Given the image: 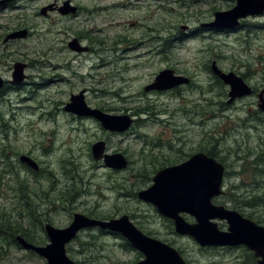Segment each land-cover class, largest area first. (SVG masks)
Here are the masks:
<instances>
[{"label": "rangeland", "instance_id": "374dc122", "mask_svg": "<svg viewBox=\"0 0 264 264\" xmlns=\"http://www.w3.org/2000/svg\"><path fill=\"white\" fill-rule=\"evenodd\" d=\"M65 1L14 0L0 7V76L9 82L17 62L27 65L23 84L0 91V212L16 208L14 189L20 180L43 197L39 210L49 212V223L56 227L68 226L75 213L128 215L144 233L180 251L189 264H251L245 246L202 250L191 237L176 234L172 221L137 193L149 188L164 168L157 160L178 164L201 149L210 151L214 138L215 153L226 158L229 172L227 194L214 204L264 218L263 207L241 203L243 197L263 195L264 185H252L240 175L241 161L234 154L264 143V128L255 127L258 97L227 105L230 88L211 72L216 61L258 92L264 89V14L235 29L208 27L214 14L232 9L235 0H70L81 8L78 15L41 14L44 7ZM23 30L27 37L5 42L7 35ZM73 39L87 50L70 49ZM165 69L192 83L145 91ZM81 91L92 108L130 115L132 128L113 133L93 118L66 112L71 96ZM98 141L106 142L107 153L123 154L129 167L114 170L94 160L92 145ZM23 154L38 163V172L19 162ZM234 194L243 196L241 201L232 199ZM217 223L227 230L226 221ZM127 242L120 234L86 229L67 246V255L76 264L143 259ZM0 252V264H47L20 246L4 245Z\"/></svg>", "mask_w": 264, "mask_h": 264}, {"label": "water", "instance_id": "95a60500", "mask_svg": "<svg viewBox=\"0 0 264 264\" xmlns=\"http://www.w3.org/2000/svg\"><path fill=\"white\" fill-rule=\"evenodd\" d=\"M14 0H1L0 7ZM236 5L228 11H217L214 21L209 27L218 29H235L242 20L264 14V0H235ZM58 11L62 16L75 15L77 7L70 0L56 8L49 5L41 10L46 16L49 11ZM28 31H15L7 35L5 42L25 38ZM70 49L79 53L87 48L80 46L77 39L69 43ZM27 65L17 62L12 73V83L22 84L27 78ZM212 73L229 86L228 104L236 99L250 96L253 88L243 77L235 72H224L216 61L211 64ZM190 79L178 75L173 69L162 70L155 81L145 87V91H167L173 88L189 85ZM5 85L0 76V89ZM259 108L264 111V89L259 93ZM65 111L78 117L93 118L103 129L113 133H124L131 129L135 119L130 115H116L99 108L90 107L85 99V91L72 95L65 106ZM94 160H102L106 167L114 170H124L129 167V161L121 153L106 152V142L98 141L92 145ZM20 162L34 171H39L38 163L28 155H21ZM225 165L216 158L204 152L192 155L187 161L178 165L163 168L153 177V184L138 192V198L152 204L164 217L174 223L175 232L181 236L193 238L201 247H237L245 246L252 251L259 264H264V226L245 217L237 210L214 204V199L224 193ZM183 214L192 216L194 223L188 222ZM217 220L226 221V231L219 228ZM45 233L49 242L38 246L28 242L24 237H16L20 247L34 252L46 260L47 264H76L67 255V246L79 233L90 228L118 233L136 249L144 258L135 264H187L181 253L168 243L162 242L145 234L128 215L109 220L90 218L82 213H75L69 226L58 228L46 223Z\"/></svg>", "mask_w": 264, "mask_h": 264}, {"label": "trees", "instance_id": "16d2710c", "mask_svg": "<svg viewBox=\"0 0 264 264\" xmlns=\"http://www.w3.org/2000/svg\"><path fill=\"white\" fill-rule=\"evenodd\" d=\"M213 138V137H212ZM215 144L210 151H207L206 148L201 149V151L207 152L209 156L218 158L222 162L226 161V158H221L216 155V144H218V140H215ZM242 155H241V154ZM17 154V153H16ZM238 161H241L239 168L241 171L240 175L247 176L250 181L249 183L252 185H264V162L263 158L255 159L254 154L255 151L253 148H247L246 151L241 152L236 150L234 152ZM18 155V154H17ZM165 160V159H164ZM170 160L159 161L157 160L156 164L159 167H165L166 165H171ZM154 165V169L156 170L157 165ZM7 172H5L4 176H8ZM229 172H226V177H228ZM18 180V179H17ZM35 183H39L37 178L31 179ZM23 187V188H22ZM26 185L23 181H18V187L14 189L16 199L15 209L10 213L6 210H2L0 212V250L5 246H19L16 237L21 235L28 242L33 243L35 245H45L47 242V237L44 236V224L48 222H52L50 218L49 212H41L39 207H41V201H43V197L40 196L37 192H32L29 189H26ZM72 191H69L71 193ZM227 193L224 192L223 196ZM243 196L238 194H234L232 199H236L237 202L241 201ZM241 203L249 208L255 207H263L264 208V194L263 195H255L251 198H245ZM87 216L98 219H111L110 215H103L102 213H97L94 211H88ZM252 220L256 221L258 224H264V218L260 216H256V214H249L248 216ZM102 235V233H101ZM95 237V236H93ZM91 245L90 243H84L83 245ZM127 245L130 244L127 242ZM1 255V252H0ZM30 255L33 256L35 253L30 252ZM249 262L252 264V254L249 256Z\"/></svg>", "mask_w": 264, "mask_h": 264}, {"label": "flooded vegetation", "instance_id": "af4514ba", "mask_svg": "<svg viewBox=\"0 0 264 264\" xmlns=\"http://www.w3.org/2000/svg\"><path fill=\"white\" fill-rule=\"evenodd\" d=\"M56 6V5H55ZM74 6H76V5H74ZM59 6H56V8H58ZM77 7V15L79 14V12L81 11V8L79 7V6H76ZM53 12H57V10L56 11H53ZM192 83V82H191ZM190 83V84H191ZM13 85V84H12ZM13 86H15V85H13ZM5 87H11L10 86V84L6 81V86ZM181 87H183V86H181ZM178 90V89H177ZM254 90V95H257V97H258V99H259V93H260V91L258 92V90L256 89H253ZM228 105V104H227ZM258 105H259V103H258ZM257 114H256V118H255V127L257 128V130H258V128H259V126H262L263 128H264V111H257L256 112ZM261 141H259V143H260ZM255 151V154H254V158L256 159H259V158H263V162H264V143L263 144H259V146L258 147H256V149L254 150ZM197 153V152H196ZM193 155V154H192ZM181 162V161H180ZM180 162H178V164L180 163ZM174 163H177V162H172V163H170L171 165H168V166H174V165H177V164H174ZM97 231V230H96ZM99 232H101V231H99ZM103 232V234H111L112 232H109V231H102ZM47 242H48V239H47ZM46 242V243H47ZM202 250H205V249H203L202 247H200ZM250 252V254H252V260L254 261V264H259V258H257L256 256H255V254L253 253V252H251V251H249ZM189 264V263H188Z\"/></svg>", "mask_w": 264, "mask_h": 264}, {"label": "bare ground", "instance_id": "6f19581e", "mask_svg": "<svg viewBox=\"0 0 264 264\" xmlns=\"http://www.w3.org/2000/svg\"><path fill=\"white\" fill-rule=\"evenodd\" d=\"M209 27V26H208Z\"/></svg>", "mask_w": 264, "mask_h": 264}]
</instances>
